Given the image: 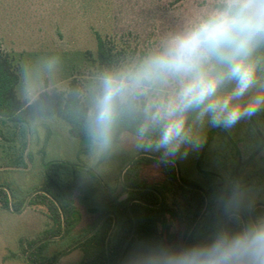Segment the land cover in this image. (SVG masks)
<instances>
[{
    "label": "clouds",
    "instance_id": "clouds-1",
    "mask_svg": "<svg viewBox=\"0 0 264 264\" xmlns=\"http://www.w3.org/2000/svg\"><path fill=\"white\" fill-rule=\"evenodd\" d=\"M14 102L23 130L71 133L82 184L127 152L186 157L209 128L264 115V0H199L148 43L72 69L60 51L39 52L17 65ZM261 192L223 175L195 242L141 241L124 264H264Z\"/></svg>",
    "mask_w": 264,
    "mask_h": 264
},
{
    "label": "rangeland",
    "instance_id": "rangeland-1",
    "mask_svg": "<svg viewBox=\"0 0 264 264\" xmlns=\"http://www.w3.org/2000/svg\"><path fill=\"white\" fill-rule=\"evenodd\" d=\"M198 2L199 0H0V45L14 56L17 64L39 52L58 50L72 69L89 63L86 54L88 51L96 53L98 33L113 38L120 44L139 47L158 36L176 15L193 11ZM247 126L248 121L241 122L227 132L238 137ZM0 128L11 136V123L0 118ZM221 131L226 130L209 128L207 142L200 150L190 151L186 157L176 159L184 180L193 181L203 189L207 187L212 174L206 173L201 167L204 166L209 171L217 169L213 164V155L219 148ZM0 141V185L11 189L16 202L43 185L48 164L61 162L69 166L76 165L77 185L82 186L76 197L84 214V224L92 221L89 208H101L114 200L115 194L111 189L118 184L123 168L137 155L134 152L122 154L112 161L109 171L82 184V148L65 130L55 128L36 135L31 133L25 167L15 165L17 145L10 148L8 142L3 139ZM261 163L264 164V160ZM260 201H264V188L258 202ZM119 206L116 204L113 208L116 213ZM16 210L20 211L4 209L0 205V264H32L23 254L22 248L27 241L41 237L44 229L51 224L43 206L28 203ZM120 219L121 215L117 214V222ZM84 232L80 229L76 236ZM204 232L201 230V234ZM169 234L172 241H165L164 237V242L185 244L183 231L177 226L173 225ZM72 240L67 237L50 241L45 248L42 264H48L53 255L69 248ZM139 242L141 241L135 242L127 254ZM81 258V249H75L64 255L57 264H79Z\"/></svg>",
    "mask_w": 264,
    "mask_h": 264
},
{
    "label": "trees",
    "instance_id": "trees-1",
    "mask_svg": "<svg viewBox=\"0 0 264 264\" xmlns=\"http://www.w3.org/2000/svg\"><path fill=\"white\" fill-rule=\"evenodd\" d=\"M96 39V53L88 51L86 54L89 63L134 48L129 44H120L117 40L104 37L99 33ZM17 65L14 56L0 45V118L11 123L13 127L11 136L6 135L5 131L0 128V140L8 142L10 148L17 145L18 155L15 158V165L25 167L27 164L25 156L28 155L31 133L22 129L16 114L14 89ZM221 132L219 148L213 155V164L217 169L209 171L204 166L201 167L206 173L212 174L204 191L182 184L174 162L162 163L159 155L155 154L141 155L125 170L123 181L119 179L116 187L111 189V192L115 194L114 200L101 208L88 209L92 216L90 224H84V214L76 197L77 191H80L82 187L77 185V166H69L61 162L48 164L45 169V182L36 189H43L45 192L34 194L30 198L29 205L43 206L51 224L44 229L41 237L24 244L23 254L27 258L28 251L40 240L62 235L64 220L66 233L60 239L70 237L73 239L71 244H74L92 232L107 216L96 233L66 254L75 249H81L82 258L79 264H109L107 238L115 221L110 213L114 212L116 215H121V219L117 222L109 244L110 264H119L123 246L134 229L135 218L136 230L127 245L123 259L129 248L137 241L162 240L164 237L165 241H172L169 231L173 225L183 231L185 242L206 209L208 196L209 207L189 244L195 242L202 235L201 230L206 231L209 226L210 194L223 175L243 176L261 189L264 188V164L261 163V160H264V115L248 121L246 130L238 137H234L227 131ZM185 181L198 186L193 181L187 179ZM32 193H27L18 202L14 201L15 209H21ZM125 194L126 198L115 202ZM161 197H163V202H161ZM130 202H132V212L129 209ZM258 203H264V201ZM116 204L118 206L120 204L117 213L113 209ZM0 205L12 211L10 194L5 188H0ZM256 211L264 213V206H257ZM80 229L85 232L76 236V232ZM49 242L45 241L31 251L30 259L33 263H43L45 248ZM62 251L53 255L48 264H53Z\"/></svg>",
    "mask_w": 264,
    "mask_h": 264
},
{
    "label": "water",
    "instance_id": "water-1",
    "mask_svg": "<svg viewBox=\"0 0 264 264\" xmlns=\"http://www.w3.org/2000/svg\"><path fill=\"white\" fill-rule=\"evenodd\" d=\"M141 155H153V154H150V153H142V154H137L134 158H132V159L129 161V163L123 168V170H122V172H121V175H120V179H121V181H123V175H124L125 170H126V169H127L132 163H133V161H134L135 159H137V158H138L139 156H141ZM173 162H174V163L176 164V166H177V170H178V178H179V180L181 181L182 184H184L185 186L190 187V188H195V189H199V190L204 191V189L201 188V187L194 186V185H191V184L187 183V182L183 179V177H182V175H181V171H180V169H179V165H178V163L176 162V160L173 161ZM0 188H5V189L8 190V192H9V194H10V198H11V208H12V210H14V211H16V212H19L20 210H16V209H15V206H14V197H13V194H12L10 188L7 187V186H4V185H0ZM37 192H45V191H44L43 189H40V190H36V191H34V192L30 195V197L27 199V201H26L24 207L29 203L30 198H31L34 194H36ZM126 196H127V195L125 194V195H123L122 198H126ZM161 202H163V197H161ZM131 203H132V202H130V204H129V209H130V211H131ZM260 205L264 206V203H258V204L256 205V207H257V206H260ZM157 206H160V205H157ZM208 207H209V198H208V196H207V205H206V209L204 210V212L202 213V215L199 217V219L197 220V222H196V224L194 225L193 229H192L191 232L189 233V235H188V237H187V239H186L184 245L189 244V241H190L191 237L193 236V234H194V232H195L197 226L199 225V223H200L201 220L203 219L204 215L206 214V211H207ZM131 212H132V211H131ZM110 214L114 216L115 221H114L113 228H112V230H111V232H110V234H109V236H108V238H107V254H108V257H109V264H110V247H109V244H110V240H111L112 234H113V232H114V230H115V228H116V225H117V215H116L114 212H112V213H110ZM106 218H107V216L101 221V223H100V224H99V225H98V226H97L92 232H90L88 235H86L85 237H83L81 240L77 241L76 243L72 244L69 248H67L66 250H64V251L59 255L58 259H57L53 264H57V263H58V262L64 257V255L66 254V252L70 251L71 249H73L74 247H76L78 244H80L81 242H83L84 240H86L87 238H89L90 236H92L94 233H96V231L102 226V224L104 223V221L106 220ZM134 220H135L134 229H133V231H132V234L130 235V237L128 238V240L126 241V243H125L124 246H123V249H122V252H121V256H120V259H119V264H122V260H123L124 252H125V250H126V248H127V245H128V243H129V241L131 240V238H132V236H133V234H134V232H135V230H136V218H135ZM65 233H66V226H65V220H64V232H63V234L60 235V236H58V237H49V238H45V239L39 241L37 244H35V246H33V248H32L31 250L28 251V253H27V260H28L29 262H31L32 264H35V263H33V262L31 261V259H30V253H31V251H32L35 247H37L38 245H40L41 243H43V242H45V241L57 240V239L62 238L63 235H64Z\"/></svg>",
    "mask_w": 264,
    "mask_h": 264
}]
</instances>
